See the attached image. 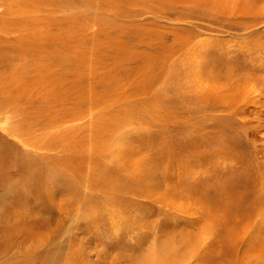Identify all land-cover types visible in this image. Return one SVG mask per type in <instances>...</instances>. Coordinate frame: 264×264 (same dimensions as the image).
Here are the masks:
<instances>
[{
    "label": "rangeland",
    "instance_id": "rangeland-1",
    "mask_svg": "<svg viewBox=\"0 0 264 264\" xmlns=\"http://www.w3.org/2000/svg\"><path fill=\"white\" fill-rule=\"evenodd\" d=\"M0 155V264H264V0H0Z\"/></svg>",
    "mask_w": 264,
    "mask_h": 264
},
{
    "label": "bare ground",
    "instance_id": "bare-ground-1",
    "mask_svg": "<svg viewBox=\"0 0 264 264\" xmlns=\"http://www.w3.org/2000/svg\"><path fill=\"white\" fill-rule=\"evenodd\" d=\"M6 1V0H5ZM107 20V19H106ZM195 93V92H194ZM104 111V110H103ZM55 120V119H54ZM101 120V119H100ZM104 120V119H103ZM104 122V121H103ZM55 123V122H54ZM99 124V123H98ZM101 124V123H100ZM117 125V124H116ZM112 126V125H111ZM104 127V126H103ZM106 127V126H105ZM114 127V126H113ZM104 129V128H103ZM103 132V131H102ZM41 133V132H40ZM50 136V135H49ZM104 136V135H103ZM24 137V136H23ZM64 138V137H63ZM58 139H60V138H58ZM101 139V138H100ZM62 140V139H61ZM96 140V139H95ZM51 141V140H50ZM59 141V140H58ZM63 141V140H62ZM96 142V141H95ZM102 143V142H101ZM37 144V143H36ZM35 144V145H36ZM60 145V144H59ZM58 145V146H59ZM106 145V144H105ZM42 147H45V146H42ZM60 147V146H59ZM84 148V147H83ZM36 150V149H35ZM42 150H43V148H42ZM40 152V151H39ZM43 153H44V150H43ZM37 154V153H36ZM7 155V154H6ZM34 155V154H33ZM34 156H36V155H34ZM39 156H41V158H43V159H46L45 158V156H44V154H40ZM47 156V155H46ZM33 158H35V157H33L31 154H27V156H23V158L21 159V157L17 160V161H12L11 162V164H9V165H7L8 167L6 168V170L4 171V175L2 176V178H12L13 176H11V175H9L10 173H14V171H9L8 170V168H11V167H18L19 168V170L21 171V170H25V168H23L25 165L24 164H28V163H32L33 161H34V159ZM42 159V160H43ZM26 160H27V162H26ZM1 161H5V163L6 162H8L9 161V158L7 157V156H3V155H0V162ZM35 162V161H34ZM48 162V161H47ZM27 164H26V166H27ZM23 165V166H22ZM25 166V167H26ZM50 166V165H49ZM5 167V166H4ZM26 169H28V168H26ZM34 169V168H33ZM39 169V168H38ZM37 169V171H39ZM29 170V169H28ZM42 170V169H41ZM1 171V170H0ZM26 172V171H25ZM24 172V173H25ZM27 173V172H26ZM29 173V172H28ZM27 173V174H28ZM29 177V176H28ZM33 178V177H32ZM30 179V178H29ZM72 179V178H71ZM70 184V183H69ZM14 185V184H13ZM25 185H26V183H25V181L23 182V181H21L20 182V186L21 187H23L22 188V190L21 191H23L24 190V188H25ZM19 193V192H18ZM14 197H15V195H14ZM15 199H17V197L15 198ZM15 202V201H14ZM18 202V201H17ZM10 209V208H9ZM15 212H17V211H14V210H12V211H10V213H9V215L6 217L4 214V216L6 217L5 218V222H4V225L2 226V228H3V230H4V235H1L0 234V243H1V238L2 237H5L6 239H7V243H6V245L7 244H10V242L12 243V241H13V238H12V236H11V234L12 233H16L17 232V230L16 229H18V228H23V224L21 223V222H19V221H17L16 220V223H14V224H12L11 222H10V219L12 218V217H15L16 216V214H15ZM4 213H5V211H4ZM18 219V218H17ZM16 227V228H15ZM25 227V226H24ZM16 231V232H15ZM7 247L6 246H4L3 247V249L1 248L0 249V252H5L7 249H6ZM9 250V249H8ZM171 254V253H170ZM3 255H5L6 256V254H3ZM50 256H51V254H50ZM174 256V255H173ZM52 257V256H51ZM171 257V256H170ZM177 257V256H176ZM16 259V258H15ZM44 259V258H43ZM146 259V258H145ZM143 257H140L138 260H136L135 262L136 263H134V264H169L170 263V259L168 258V257H166V255H164V252L163 251H159V252H157L156 254H155V256L152 258V260H148V261H146ZM176 259V258H175ZM51 260H52V258H51ZM177 260V259H176ZM171 261H174V260H171ZM5 262V261H4ZM43 263V262H42ZM177 262H175V264H176Z\"/></svg>",
    "mask_w": 264,
    "mask_h": 264
}]
</instances>
